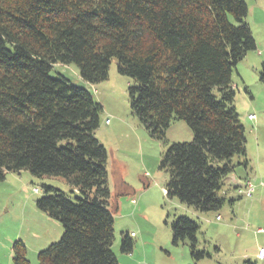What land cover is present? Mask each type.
<instances>
[{
    "label": "trees",
    "instance_id": "1",
    "mask_svg": "<svg viewBox=\"0 0 264 264\" xmlns=\"http://www.w3.org/2000/svg\"><path fill=\"white\" fill-rule=\"evenodd\" d=\"M244 0H0V180L6 172L60 176L69 195L50 186L38 210L59 221L60 240L38 252L37 264H120L110 249L114 218L107 152L94 136L102 106L86 89L50 76L54 64H75L95 85L119 74L132 79V113L158 139L173 121L193 138L171 144L160 162L165 188L200 211H216L232 170L245 156V130L232 105V72L256 43ZM264 83V64L259 71ZM217 90L219 97L214 94ZM218 162H222L221 166ZM199 225L186 216L171 224L173 243L197 251ZM122 234V253L133 241ZM13 264H30L21 241Z\"/></svg>",
    "mask_w": 264,
    "mask_h": 264
},
{
    "label": "rangeland",
    "instance_id": "2",
    "mask_svg": "<svg viewBox=\"0 0 264 264\" xmlns=\"http://www.w3.org/2000/svg\"><path fill=\"white\" fill-rule=\"evenodd\" d=\"M245 21L256 49L249 51L232 72V105L245 130V156L231 159V172L218 192L225 200L216 211H200L165 191L168 172L159 168L163 154L173 143H187L193 135L185 121H173L162 139L153 137L131 111L128 88L132 79L117 71V60L109 65L107 80L95 85L79 76L75 64H54L52 77H65L88 90L102 106L95 138L107 152L106 171L110 210L114 218V241L110 248L120 264H264L258 248L264 246V83L259 71L264 64V0H244ZM240 75H239V74ZM214 94L219 97L216 89ZM255 115V120L248 119ZM221 166L222 162H218ZM28 170L6 172L0 180V264H13V244L21 241L26 259L37 264L38 252L59 241L61 223L36 205L50 186L74 198L72 187L60 176H35ZM251 183V197L237 192ZM237 186V187H236ZM179 216L198 223L195 249L203 258L190 254V241L173 243L171 224ZM133 241L132 252L122 253V234Z\"/></svg>",
    "mask_w": 264,
    "mask_h": 264
},
{
    "label": "built area",
    "instance_id": "3",
    "mask_svg": "<svg viewBox=\"0 0 264 264\" xmlns=\"http://www.w3.org/2000/svg\"><path fill=\"white\" fill-rule=\"evenodd\" d=\"M255 115H248V119L250 120H255ZM255 190V187L251 183H245L244 189H238L237 192L244 194L246 197H251L252 194L254 193L253 191ZM257 233H264V229L262 230L261 228L255 230ZM257 259L264 261V246H261L258 248L257 252Z\"/></svg>",
    "mask_w": 264,
    "mask_h": 264
},
{
    "label": "crops",
    "instance_id": "4",
    "mask_svg": "<svg viewBox=\"0 0 264 264\" xmlns=\"http://www.w3.org/2000/svg\"><path fill=\"white\" fill-rule=\"evenodd\" d=\"M239 74V73H238ZM240 75V74H239ZM260 186H264V181H261L259 183ZM237 187V186H236ZM256 189V188H255ZM254 192V191H253ZM257 233V232H256ZM261 247V246H260ZM257 256V255H256ZM255 256V258L257 259V257ZM258 260V259H257ZM258 261H261V260H258ZM261 262H264V261H261Z\"/></svg>",
    "mask_w": 264,
    "mask_h": 264
}]
</instances>
